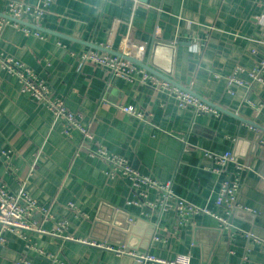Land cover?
<instances>
[{"label":"crops","instance_id":"obj_1","mask_svg":"<svg viewBox=\"0 0 264 264\" xmlns=\"http://www.w3.org/2000/svg\"><path fill=\"white\" fill-rule=\"evenodd\" d=\"M39 28L42 38L11 25L0 31V184L14 195L24 188L50 218L43 212L31 218L43 233H6L0 264L21 257L31 264H161L140 263L92 241L166 262L186 255L190 264H264V82L248 75L264 58V0H51ZM126 35L145 48L142 62L215 105L218 115L179 107L172 94L143 84L140 74L128 82L81 62L89 49L108 44L116 51ZM2 58L30 68L81 116L93 135L86 149L77 151L78 131L61 135V121L20 91ZM237 67L241 83L228 84ZM118 105L133 106L145 119ZM98 144L226 222L204 213L180 222L173 210L127 204L136 198L129 180L108 176V163L87 151ZM225 152L232 161L214 172L211 155ZM224 180L238 184L229 212L215 203ZM156 197L148 192V199ZM116 211L128 216L133 232L107 221ZM61 221L66 227L58 234Z\"/></svg>","mask_w":264,"mask_h":264},{"label":"built area","instance_id":"obj_2","mask_svg":"<svg viewBox=\"0 0 264 264\" xmlns=\"http://www.w3.org/2000/svg\"><path fill=\"white\" fill-rule=\"evenodd\" d=\"M51 0H40L37 5L26 4L17 0H6V10L0 14V31L6 25H11L14 28L22 31L25 35L33 34L42 38L39 28V22L45 13L47 6ZM137 2V0H134ZM26 21L29 22L26 24ZM30 26V27H29ZM108 44L97 49H89L80 56L82 63H90L98 65L107 70L110 76L121 78L125 81L132 82L134 74H140V80L143 84L150 86L154 90L166 91L174 96L179 107H191L197 113H208L218 115V108L197 97L189 90L181 88L171 82L158 77L157 75L147 71L138 66L128 57L135 60H140L145 55V48L141 45L135 44L129 36H124L115 51L117 54L109 53ZM2 68L14 76L19 84L20 91L31 96L35 101L42 104L51 114L55 120H60L62 129L60 134L64 137L70 136L71 130H76L80 134V142L77 146V151L87 148V144L92 140L93 135L89 129V125L82 122L81 116L73 113L65 106L61 98L54 96L45 84V82L38 78L36 74L24 64L12 59L2 58ZM243 71L242 68L237 67L234 73L227 76V83L239 82L235 76L237 72ZM248 75L253 81L264 82V58L259 61V64L248 71ZM118 109L128 115H131L139 120H144L145 116L142 112L130 105H118ZM90 155L102 158L109 165V170L106 174L114 176L120 174L126 177L131 186V190L135 195V199L127 201V204H135L139 206H146L151 210L167 211L173 210L179 221L184 222L189 217L198 213L210 215L222 223L226 220L217 216L207 208L197 207L185 200L177 197L170 182H159L147 175L141 174L132 169L126 161L115 155L109 154L102 144H98L93 151L87 149ZM217 165L213 171L219 172L232 161L230 152H225L221 155H211ZM155 191L157 197L154 200L148 199V192ZM238 191L237 181L224 180L221 185L219 195L216 198V205L223 206L227 212L236 207L235 200ZM43 212V218L48 219L47 210L39 206L34 199L21 187L17 194H10L3 185L0 184V244L5 242L6 233L22 235L24 231L44 232L36 223L31 221L34 214ZM66 227V222H58L55 226V232L61 233ZM55 233V234H56ZM66 239H73L71 235H64ZM82 242H88L81 240ZM89 244L98 246L114 252L117 255L133 256L138 262H156L161 264H190L189 258L186 255H177L172 261L166 262L164 260L156 259L152 256L135 254L123 247H111L103 243L88 242ZM39 253H42L39 250ZM54 263L56 259L52 258ZM15 264H31L25 258H19ZM67 264V263H62Z\"/></svg>","mask_w":264,"mask_h":264},{"label":"water","instance_id":"obj_3","mask_svg":"<svg viewBox=\"0 0 264 264\" xmlns=\"http://www.w3.org/2000/svg\"><path fill=\"white\" fill-rule=\"evenodd\" d=\"M156 46V45H154ZM98 49V48H97ZM109 53H113V54H117L115 51H111V50H105ZM127 59L131 60L132 62H134L135 64H137L138 66L146 69L147 71L157 75L158 77L165 79L169 82H171L174 85H177V83H175L173 80L170 79V74L163 76L162 74L158 73L155 69L154 66L151 63L145 64L144 62L140 61V60H135L133 58L128 57ZM190 91V90H189ZM191 93H193L194 95H196L197 97L203 99L201 96H199L198 94H196L195 92L190 91ZM205 100V99H203ZM259 129V128H258ZM261 130V129H259ZM262 131V130H261ZM260 136L261 133L257 134L254 139L250 142V152L249 155H252L254 153V150L256 149L258 143H260ZM264 144V142H263ZM114 212V211H113ZM118 214H120V217H122V221H117L116 218L118 217ZM115 218L114 220H107L108 222H110L113 226H118L119 228L123 229V230H130V232L134 231V226L131 224L130 221H128V216L126 214L121 213L120 211H116L115 213ZM137 263V262H136ZM138 264V263H137Z\"/></svg>","mask_w":264,"mask_h":264}]
</instances>
